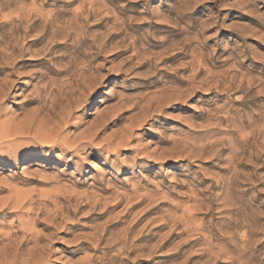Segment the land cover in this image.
I'll use <instances>...</instances> for the list:
<instances>
[{
  "label": "rangeland",
  "instance_id": "374dc122",
  "mask_svg": "<svg viewBox=\"0 0 264 264\" xmlns=\"http://www.w3.org/2000/svg\"><path fill=\"white\" fill-rule=\"evenodd\" d=\"M0 264H264V0H0Z\"/></svg>",
  "mask_w": 264,
  "mask_h": 264
},
{
  "label": "bare ground",
  "instance_id": "6f19581e",
  "mask_svg": "<svg viewBox=\"0 0 264 264\" xmlns=\"http://www.w3.org/2000/svg\"><path fill=\"white\" fill-rule=\"evenodd\" d=\"M2 60H3V59H2ZM11 68H12V67H11ZM6 85H7V84H6ZM88 87H89V85H88ZM29 123H30V122H29ZM3 126H4V125H3ZM2 128H3V127H2ZM16 130H17V129H16ZM24 130H25V129H24ZM39 131H40V130H39ZM23 132H24V131H23ZM28 132H29V131H28ZM15 133H16V132H15ZM19 134H20V133H19ZM17 135H18V134H17ZM96 135H97V134H96ZM50 136H51V135H50ZM40 137H41V136H40ZM36 138H37V137H36ZM48 140H49V139H48ZM53 141H54V140H53ZM56 141H57V140H56ZM56 141H55V142H56ZM9 142H10V141H9ZM42 142H43V141H42ZM46 143H47V142H46ZM46 143H45V144H46ZM61 143H62V142H61ZM50 144H51V143H50ZM62 144H63V143H62ZM71 144H72V143H71ZM26 261H27V260H26ZM13 263H14V262H13Z\"/></svg>",
  "mask_w": 264,
  "mask_h": 264
}]
</instances>
